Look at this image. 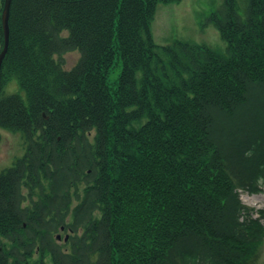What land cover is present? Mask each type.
<instances>
[{"label":"trees","instance_id":"obj_1","mask_svg":"<svg viewBox=\"0 0 264 264\" xmlns=\"http://www.w3.org/2000/svg\"><path fill=\"white\" fill-rule=\"evenodd\" d=\"M180 1L13 0L0 128L26 151L0 172V264H264L239 193L264 188V0L211 16L225 52L155 43Z\"/></svg>","mask_w":264,"mask_h":264},{"label":"rangeland","instance_id":"obj_2","mask_svg":"<svg viewBox=\"0 0 264 264\" xmlns=\"http://www.w3.org/2000/svg\"><path fill=\"white\" fill-rule=\"evenodd\" d=\"M226 0H182L171 4H158L155 18L151 25V33L155 43L164 47L175 41L205 45L220 52H225L227 43L222 39L219 30L210 21L214 13L223 11ZM237 13L245 16L248 0H235ZM64 36L68 32L63 33ZM80 53L71 52L65 55V68L71 70L79 61ZM121 67L117 66L110 75L109 84L116 86ZM20 90L18 82L12 81L6 88L7 94H15ZM0 172L12 167L25 153V140L20 133H11L0 128ZM243 202L264 211V192L258 195H249L241 192ZM259 217V213L255 214ZM264 223V216L261 217Z\"/></svg>","mask_w":264,"mask_h":264},{"label":"water","instance_id":"obj_3","mask_svg":"<svg viewBox=\"0 0 264 264\" xmlns=\"http://www.w3.org/2000/svg\"><path fill=\"white\" fill-rule=\"evenodd\" d=\"M13 0H5V7L3 11V26H4V33H5V47L0 55V70L3 63V60L7 54L8 47H9V41H10V27H9V16H10V10Z\"/></svg>","mask_w":264,"mask_h":264}]
</instances>
